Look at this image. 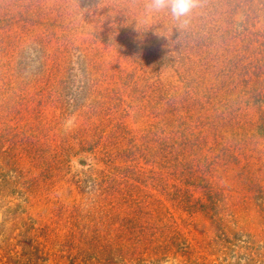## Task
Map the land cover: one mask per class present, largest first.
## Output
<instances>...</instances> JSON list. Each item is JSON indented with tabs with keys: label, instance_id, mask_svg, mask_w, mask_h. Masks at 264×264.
I'll list each match as a JSON object with an SVG mask.
<instances>
[{
	"label": "rangeland",
	"instance_id": "obj_1",
	"mask_svg": "<svg viewBox=\"0 0 264 264\" xmlns=\"http://www.w3.org/2000/svg\"><path fill=\"white\" fill-rule=\"evenodd\" d=\"M134 12L0 0V264H264V0Z\"/></svg>",
	"mask_w": 264,
	"mask_h": 264
},
{
	"label": "clouds",
	"instance_id": "obj_2",
	"mask_svg": "<svg viewBox=\"0 0 264 264\" xmlns=\"http://www.w3.org/2000/svg\"><path fill=\"white\" fill-rule=\"evenodd\" d=\"M201 0H127L130 10H135L133 19L137 30L145 31L149 22L167 16L180 31L186 29Z\"/></svg>",
	"mask_w": 264,
	"mask_h": 264
},
{
	"label": "trees",
	"instance_id": "obj_3",
	"mask_svg": "<svg viewBox=\"0 0 264 264\" xmlns=\"http://www.w3.org/2000/svg\"><path fill=\"white\" fill-rule=\"evenodd\" d=\"M57 78H58V75H56V76L54 75V77H51V76L49 77V76H48V81H54V82L57 83V81H56ZM58 79H59V78H58Z\"/></svg>",
	"mask_w": 264,
	"mask_h": 264
}]
</instances>
